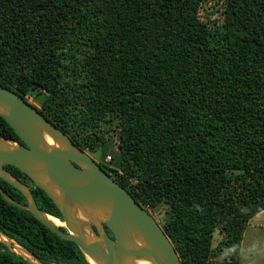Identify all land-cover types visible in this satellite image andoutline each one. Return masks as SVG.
Listing matches in <instances>:
<instances>
[{
	"label": "trees",
	"instance_id": "16d2710c",
	"mask_svg": "<svg viewBox=\"0 0 264 264\" xmlns=\"http://www.w3.org/2000/svg\"><path fill=\"white\" fill-rule=\"evenodd\" d=\"M0 84L157 212L183 264H239L264 210V0H0ZM0 135L20 140L1 116ZM0 231L44 263L89 264L1 194ZM0 264L30 263L0 242Z\"/></svg>",
	"mask_w": 264,
	"mask_h": 264
},
{
	"label": "water",
	"instance_id": "95a60500",
	"mask_svg": "<svg viewBox=\"0 0 264 264\" xmlns=\"http://www.w3.org/2000/svg\"><path fill=\"white\" fill-rule=\"evenodd\" d=\"M0 116L22 141L0 135V178L20 191L26 203L14 200L0 186L4 199L30 211L61 238L73 241L89 264H183L151 211L35 105L1 84ZM5 164L19 169L47 194L64 225L49 219L51 214L39 208L30 186ZM0 242L30 264H47L2 231Z\"/></svg>",
	"mask_w": 264,
	"mask_h": 264
},
{
	"label": "rangeland",
	"instance_id": "374dc122",
	"mask_svg": "<svg viewBox=\"0 0 264 264\" xmlns=\"http://www.w3.org/2000/svg\"><path fill=\"white\" fill-rule=\"evenodd\" d=\"M221 9V1H211L203 4L200 8V14L210 25L214 26L221 23ZM93 158L104 167L98 155L93 154ZM152 214L160 221L161 218L157 212ZM220 238L221 235L216 232L213 244H216ZM239 264H264V210L253 216L245 227L239 248Z\"/></svg>",
	"mask_w": 264,
	"mask_h": 264
},
{
	"label": "flooded vegetation",
	"instance_id": "af4514ba",
	"mask_svg": "<svg viewBox=\"0 0 264 264\" xmlns=\"http://www.w3.org/2000/svg\"><path fill=\"white\" fill-rule=\"evenodd\" d=\"M15 140V139H14ZM17 141H20V142H22L21 140H17ZM94 159V158H93ZM99 164V163H98ZM100 165V164H99ZM101 167H102V165H100ZM4 167L10 172V173H12L13 174V168H14V166L13 165H8V164H5L4 165ZM16 168V167H15ZM103 169H105L104 167H102ZM19 170V169H18ZM106 170V169H105ZM107 172V171H106ZM17 174H18V176H20V178L19 177H17L18 179H20L21 181H23L24 183H26V184H28L29 186H30V188H31V191H32V194H33V196H34V198H35V201H36V203H37V205H38V202H37V198H36V196H38L36 193V196L34 195V192H37V187H35V185H34V183L28 178V176L26 175V174H24L23 172H21V173H19V172H17ZM14 175V174H13ZM15 176V175H14ZM1 179V178H0ZM1 184V183H0ZM11 185V184H10ZM1 186V185H0ZM7 187V186H6ZM7 189L9 190V194H11V192L13 193V190H12V188L9 186V188L7 187ZM16 195V194H15ZM10 196V195H9ZM16 197H18V195H16ZM20 203H22V204H25L26 203V200L24 201V202H20ZM52 215V214H51ZM53 216H55V215H53ZM55 217H57V216H55ZM57 218H59V217H57ZM61 218H62V216H61ZM60 218V219H61ZM61 229H63V230H65L64 228H61ZM107 230V229H106Z\"/></svg>",
	"mask_w": 264,
	"mask_h": 264
},
{
	"label": "bare ground",
	"instance_id": "6f19581e",
	"mask_svg": "<svg viewBox=\"0 0 264 264\" xmlns=\"http://www.w3.org/2000/svg\"><path fill=\"white\" fill-rule=\"evenodd\" d=\"M49 142H52V140L49 138L48 139ZM49 219H51L53 222H55L58 225H64V222H62L60 219H58L57 217H54L52 215H48ZM137 264H149L146 261H138Z\"/></svg>",
	"mask_w": 264,
	"mask_h": 264
},
{
	"label": "built area",
	"instance_id": "2783aa9c",
	"mask_svg": "<svg viewBox=\"0 0 264 264\" xmlns=\"http://www.w3.org/2000/svg\"><path fill=\"white\" fill-rule=\"evenodd\" d=\"M111 159V156L110 155H107L106 156V160H110Z\"/></svg>",
	"mask_w": 264,
	"mask_h": 264
}]
</instances>
